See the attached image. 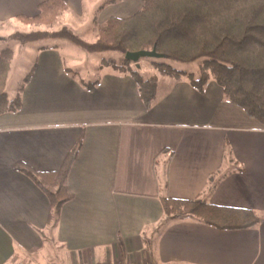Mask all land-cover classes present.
Instances as JSON below:
<instances>
[{
	"label": "crops",
	"instance_id": "1",
	"mask_svg": "<svg viewBox=\"0 0 264 264\" xmlns=\"http://www.w3.org/2000/svg\"><path fill=\"white\" fill-rule=\"evenodd\" d=\"M43 1L0 0V27L23 23ZM65 1L56 19L94 40L98 24L143 3ZM35 50L20 109L0 114V264L42 254L47 238L63 249L61 264H264V125L226 101L212 78L201 93L185 76L157 70L156 97L145 109L128 71L102 59L99 77L86 81L57 43ZM81 135L67 177L73 197L51 228L47 197L13 164L57 170ZM162 194L249 208L260 220L245 229L195 218L161 225Z\"/></svg>",
	"mask_w": 264,
	"mask_h": 264
},
{
	"label": "trees",
	"instance_id": "2",
	"mask_svg": "<svg viewBox=\"0 0 264 264\" xmlns=\"http://www.w3.org/2000/svg\"><path fill=\"white\" fill-rule=\"evenodd\" d=\"M67 7L65 0H45L38 4L35 15L20 18L26 23L51 24ZM10 37L27 43L63 39L88 53H119L121 60L106 58L102 63L132 75L145 109L152 106L156 97L157 75L142 77L131 66L138 61L127 60L124 55L127 51L155 48L163 55L152 61L157 70L176 77L185 76L201 93L207 81L214 79L226 101L264 125V0H143L141 8L133 14L111 16L98 24L96 39L91 42L67 25L55 30L16 31ZM12 51L11 48L0 50V114L20 109L21 91L33 71L32 65L17 93L9 96L6 80ZM169 60L197 62L199 73L197 76L185 74L169 65ZM96 82L87 85L92 88ZM81 144L82 135L54 171H37L21 161L13 164L14 169L27 175L47 197V223L51 228L57 224L62 205L73 197L67 188V177ZM159 198L163 210L161 225L171 220L195 218L220 229H245L260 220L249 208L211 204L200 198L178 199L166 194Z\"/></svg>",
	"mask_w": 264,
	"mask_h": 264
},
{
	"label": "rangeland",
	"instance_id": "3",
	"mask_svg": "<svg viewBox=\"0 0 264 264\" xmlns=\"http://www.w3.org/2000/svg\"><path fill=\"white\" fill-rule=\"evenodd\" d=\"M62 13V12H61ZM63 18L59 17L51 24H40V23H20L18 21L8 22L3 27H0V50L3 48H11L13 51L12 58L10 62V68L6 80V92L9 96H13L17 93L19 85L22 83L24 76L30 69L32 59L36 53V46L40 44H50L57 43L64 55V62L74 74H77L79 79L84 80H95L99 77L97 65L102 59L115 58L120 56L119 53L115 51H104L97 53H88L81 49L80 47L73 45L65 40H47L44 42H22L14 40L10 37V34L16 31H31V30H55L62 26ZM74 33L78 34L84 40L91 42L94 41L91 34L86 36L84 30H79V28H70ZM69 54L75 55L77 58L75 60L69 58ZM154 60H159L155 57H141L138 60V65L135 66L142 77H147L153 73L159 76L155 65L152 63ZM172 67L182 70L185 74H193L197 76L199 73L198 63H181L178 61H167ZM136 63V64H137ZM166 72V71H164ZM48 238L45 242L46 251L42 254L36 256L24 257L17 262L22 264H61L62 258H65V253L60 247H56Z\"/></svg>",
	"mask_w": 264,
	"mask_h": 264
},
{
	"label": "water",
	"instance_id": "4",
	"mask_svg": "<svg viewBox=\"0 0 264 264\" xmlns=\"http://www.w3.org/2000/svg\"><path fill=\"white\" fill-rule=\"evenodd\" d=\"M141 57H155L161 58L163 55L158 53L155 48L151 50H136V51H127L124 55V58L130 61H138Z\"/></svg>",
	"mask_w": 264,
	"mask_h": 264
},
{
	"label": "built area",
	"instance_id": "5",
	"mask_svg": "<svg viewBox=\"0 0 264 264\" xmlns=\"http://www.w3.org/2000/svg\"><path fill=\"white\" fill-rule=\"evenodd\" d=\"M85 264H120V263L118 261H103V262L90 261ZM138 264H150V262L148 260H143L142 262H139Z\"/></svg>",
	"mask_w": 264,
	"mask_h": 264
}]
</instances>
